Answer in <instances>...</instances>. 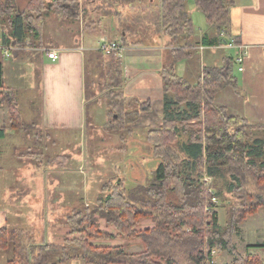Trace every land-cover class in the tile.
<instances>
[{
  "label": "trees",
  "instance_id": "obj_1",
  "mask_svg": "<svg viewBox=\"0 0 264 264\" xmlns=\"http://www.w3.org/2000/svg\"><path fill=\"white\" fill-rule=\"evenodd\" d=\"M60 1L28 0L25 9L19 10L16 0H0L2 35L19 41L26 32L24 24L28 23L27 32L38 38L45 12L62 16ZM186 1L160 0L152 11L151 24L158 34L161 31L163 37L169 38L166 45L171 47V61L159 72L162 123L145 131L152 156L160 159L152 181L134 187L128 195L121 179L103 183L96 205L73 210L67 216L65 250L58 257L50 253L52 246L32 244L24 230L1 227L0 248L12 252L6 264H65L70 259H82L86 264H219L212 259L215 252L222 251L232 257L222 264H264L252 253L241 255L233 241L238 225L264 207V125L250 124L243 116L230 114L216 105V94L224 86L234 85L230 57L220 67L204 68L195 84L177 75L175 63L189 54V46H180V39L193 30L185 13ZM193 2L209 26L217 28L218 34L222 30L228 34L225 26L234 0ZM9 27L7 34L5 30ZM227 41L228 38L219 35L216 43ZM233 61L236 63L234 58ZM94 64L86 67V75L91 68L92 75L96 73L99 78L98 86L105 79L106 86L100 91L109 98L107 129L119 134L132 130L131 122L140 111L150 108V102L123 95L122 59L118 54L97 52ZM0 99L9 112L5 127L27 130L19 119L12 91L3 86L1 62ZM223 192L234 202L229 201L228 216L221 225L217 198ZM142 219L151 220L152 226L136 228ZM100 220L112 227L115 234L101 230ZM116 236L139 240L143 248L130 253L120 244L103 246L90 242L112 240ZM161 259L164 262L158 261Z\"/></svg>",
  "mask_w": 264,
  "mask_h": 264
},
{
  "label": "crops",
  "instance_id": "obj_2",
  "mask_svg": "<svg viewBox=\"0 0 264 264\" xmlns=\"http://www.w3.org/2000/svg\"><path fill=\"white\" fill-rule=\"evenodd\" d=\"M27 1L16 0L17 8L25 9ZM44 1L48 3L52 0ZM158 4L160 0H65L62 16H56L53 12L44 13L42 31L38 38L27 32L28 23L24 21L25 35L15 42L12 36L5 38L2 35L0 23L3 86L12 91L19 119L28 129L39 131L35 133V137L44 135L55 140L60 133L85 128V106L88 101L86 67L93 66L94 56L100 52L98 47L102 40L120 41L124 47L120 55L124 78L123 95L150 102V108L140 111L130 124L131 129L144 132L142 140L132 143L133 146L139 145V148L134 149L131 159H142L146 147V129L162 123L163 92L159 72L164 64L171 61V47L166 45L169 38L163 37L161 31L158 34L156 27L151 24L154 16L152 11ZM25 15L26 13L23 14ZM49 26L55 28L56 37L53 33L48 35ZM225 28L228 36L238 41L245 50L242 70L233 61L235 49L216 43L219 40L217 28L204 25L198 30L193 28L191 33L180 39V46H189V54L175 63L176 73L187 83L195 84L204 68L220 67L230 57L233 62L231 75L234 81L231 87L235 90L237 100L231 98L234 104L224 108L230 114L243 116L250 124L264 125V0H234ZM9 29L10 27L5 30L7 34ZM52 50L57 54L56 59L47 55ZM191 60L195 61L194 66L190 64ZM95 76L96 73L93 77ZM35 96L38 97V102L37 105L30 104V112L34 107L37 113L26 122L22 116V106L28 101L32 103ZM92 96L96 97L97 94L93 93ZM8 120V107L0 99V228H17L10 227L8 223L9 206L13 204L10 196L18 192V187H24L21 192H30L28 181L34 177L33 168L28 170L26 165L25 169L20 163L25 162V155L40 157V153H30L28 146L23 147L27 150L23 155L14 152L17 144L23 146L21 136L28 129L5 127ZM183 140L184 138H180L181 142ZM126 156L130 161V153ZM60 159V155L49 156V162L53 164H59ZM16 160L19 163L14 162ZM15 174L19 176V180L13 179ZM48 181L54 186L58 182L57 176L53 175ZM263 210L264 207H260L257 213ZM256 214L248 215L238 225L237 233L233 236L234 243L240 237L242 228H245L243 225H248L245 222L257 216ZM66 221L67 218L66 230L62 228L57 236L53 233L46 234L44 239L37 241L27 234L28 238L32 240V244L52 246L50 253L58 257L65 250L63 239L69 230ZM100 223L104 226H100ZM99 228L110 233L114 230L103 220H100ZM62 232L63 237L60 236ZM102 241L90 240L95 245H113L101 244ZM257 244L260 243L247 242L244 252L238 251L241 255L255 253L263 256L264 247H258ZM11 256L10 250L0 248V264H6ZM214 258L215 256L213 262L219 263ZM231 259L232 257L228 262ZM65 264L86 263L82 259H70Z\"/></svg>",
  "mask_w": 264,
  "mask_h": 264
},
{
  "label": "rangeland",
  "instance_id": "obj_3",
  "mask_svg": "<svg viewBox=\"0 0 264 264\" xmlns=\"http://www.w3.org/2000/svg\"><path fill=\"white\" fill-rule=\"evenodd\" d=\"M60 2L63 3L65 0ZM26 13L32 14L31 11ZM185 13L190 17L194 30H198L204 25L209 26L193 0L186 1ZM48 30V35L53 33L56 37L57 33L54 32L53 26H49ZM196 58H198L197 55ZM190 64L194 66L195 61L191 60ZM98 79L97 75L93 77L91 68H88L85 80L88 100L85 106V128L79 131L60 133L55 140L48 139L41 134H39L40 137H35V133L39 131L29 128L21 136L23 146L17 144L15 147L16 151L14 152L18 154L26 152L27 150L23 149L26 146L30 153H40V157L26 155L23 157L25 162L20 163V166L25 168L27 165L28 170L33 168L34 177L28 181L30 192H21L24 187H18V192L10 196L13 204L9 206L8 210L9 226L24 230L34 240L40 241L46 234L53 233L57 236L62 228L66 230L67 216L73 210L83 209L86 205L89 207L96 205V200L102 193L101 186L108 180L114 178L118 181L121 179L126 195H128L134 187L148 185L153 179L155 168L160 159L151 155V146L145 139L146 147L143 150L142 159L139 158L140 161L131 159L134 149L139 148V145L133 146L132 143L142 140L144 132L132 129L130 131L123 130L125 133L119 134L113 133L105 127L109 98L106 92L100 91L106 86L104 85L105 79L101 80L103 83L100 86L96 84ZM234 92L235 90L230 85L224 86L216 95V105L227 107L234 104V101L231 100V98L237 100ZM93 93L97 96L93 97ZM36 102H38L37 96L32 99V103L28 101L23 104L22 116L26 122L36 115L37 110L34 107L30 112V104L37 105ZM37 141L40 143L38 144ZM129 153L130 161L126 156ZM57 155L61 156L59 164L49 162V156ZM17 174L19 173L17 172ZM53 175H56L58 179L54 186L48 181ZM13 179L19 180V176L15 174ZM229 201L234 202L233 198L224 192L217 198V211L221 225L227 219L230 208ZM3 203L5 204V202ZM256 215L245 222L248 225H243L245 228H242L240 237L236 238L235 244L241 252H244L247 242L264 244V210ZM100 226H104V224L100 223ZM150 226H152L151 220L142 219L136 228L144 229ZM113 233L115 234V230ZM60 236L63 237V232ZM101 244H120L130 253L138 252L143 248L141 241L128 239L125 236L103 240ZM252 254L257 255L264 262V255ZM213 256L219 263H226L231 258V255L226 251L215 252ZM158 261L164 262L162 259Z\"/></svg>",
  "mask_w": 264,
  "mask_h": 264
},
{
  "label": "built area",
  "instance_id": "obj_4",
  "mask_svg": "<svg viewBox=\"0 0 264 264\" xmlns=\"http://www.w3.org/2000/svg\"><path fill=\"white\" fill-rule=\"evenodd\" d=\"M220 37H224V38H228V41L224 43V45L228 48H233L235 49V54H234V59L236 61V63L239 65V70H242V63L244 62L245 59V50L244 48L239 44L236 45L233 41V39L231 37L228 36V34H226L225 31H221L219 33ZM123 44L120 41H109V40H102L99 43V47L98 49L100 51H102L105 54L114 52L116 54H118L119 56L121 55V52L123 50ZM48 57L52 58V59H56L57 58V54L54 50H52L51 52H48ZM205 180L209 181L208 178H206ZM213 200L215 201V199L213 198Z\"/></svg>",
  "mask_w": 264,
  "mask_h": 264
}]
</instances>
